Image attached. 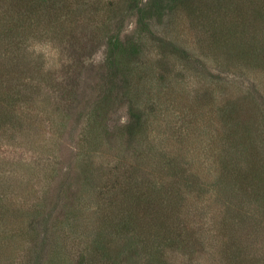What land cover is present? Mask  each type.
Returning a JSON list of instances; mask_svg holds the SVG:
<instances>
[{
	"label": "rangeland",
	"instance_id": "374dc122",
	"mask_svg": "<svg viewBox=\"0 0 264 264\" xmlns=\"http://www.w3.org/2000/svg\"><path fill=\"white\" fill-rule=\"evenodd\" d=\"M71 1L74 14L62 9L55 25L38 16L45 23L36 22L29 37L0 33V47L24 39L12 62L13 49H0V66L21 70L17 81L26 94L20 110L35 120L24 131L9 129L10 123L0 127V264H102L91 253L88 234L106 227L109 235L118 234L109 251L119 264L146 262L125 245L128 231L117 232L98 216V192L115 167L148 173L156 182L160 177L178 190L175 174L184 167L197 172L198 189L178 181L186 201L181 198L176 208L198 238L197 252L187 259L178 256L181 250L168 249L171 258L236 264L225 250L233 251L227 242L236 235L241 243L234 251L249 257L245 264H264V198L254 193L264 178V21L253 16L256 7L264 9V0H137L135 10L124 0ZM8 10L0 7V19ZM222 27L223 48L212 43ZM163 37L173 39L174 50L165 52H175L176 59L165 56ZM37 43L40 55L29 51ZM137 61L153 68L147 87L151 82L154 93L171 101L150 97L142 131L130 142L127 126L140 104L131 97L135 83L127 76ZM254 105L251 131L246 137L231 134L233 109ZM240 143L250 156L242 154L237 169L229 158ZM238 170L244 190L220 182ZM243 207L247 219L225 220L228 210ZM155 244L151 240L149 249Z\"/></svg>",
	"mask_w": 264,
	"mask_h": 264
},
{
	"label": "trees",
	"instance_id": "16d2710c",
	"mask_svg": "<svg viewBox=\"0 0 264 264\" xmlns=\"http://www.w3.org/2000/svg\"><path fill=\"white\" fill-rule=\"evenodd\" d=\"M126 2H128L127 5ZM124 3L126 8L135 10V8L139 7L138 4L140 2H137V0H124ZM58 4L59 9L56 10V5ZM4 5H7L9 8L6 15L4 14L2 19H0V28L2 27L0 33H4V38H9L13 34H17L22 37L26 34V36L29 37L30 34L36 30V22H38L39 26L40 22L43 24L45 23L40 20L38 16L47 17L48 24L55 25V23L61 19L60 14H62V16L64 14L62 9H66L65 14L69 17L71 14L75 13V10H72L70 7L72 5L71 0H0V7ZM113 5L114 4L111 6ZM49 6L51 9H49ZM113 8L114 7H112V9ZM256 9V11L254 10L253 16H255L256 19L261 18L262 21H264V9H261V7H256ZM34 18L38 19V21H34ZM214 24L215 26H218L216 22H214ZM222 28L220 33H213L212 41V43L215 41L221 43L216 45L221 48L225 46L224 43L227 40V38L224 37V31H226V29ZM41 29H44V32L46 30L45 27H41ZM19 36L14 38L16 41L13 43H10L9 41V44H6L13 49L11 54H8V46L0 47V49L6 52L5 54H8L11 62L15 59L13 54L16 53V51H20L24 43V39ZM162 42L163 43L160 46L164 50L163 52H165V50L169 51V46L173 49V39L163 37ZM0 43H2L1 40ZM233 44H235L236 50L238 49L240 53H244V49L241 47V44L236 42ZM235 46L232 45L231 49L234 50ZM165 53L167 58L176 59L175 52L171 55H168L167 52ZM261 54L264 53L262 52ZM262 59L264 60V58ZM150 65L151 64L144 63L143 61H137L130 67L131 71H129L128 75H131V79L127 76L129 84L130 82L131 84L135 83L131 90V97L135 103L140 104V106L134 107V110H136L138 115L133 117V113V120L127 126L130 142L135 141L142 131L143 106L147 100H149L150 97H154L155 94L161 102L163 100L168 102L171 101L169 98H164L165 96L160 92V95L154 93L151 82L147 87L148 79L153 78V76H151L153 68ZM14 66H9L8 70H5L3 66H0V127L10 123L11 126L8 127L9 129L13 128L14 131H24L25 124H27V122L35 123V120L28 116L24 117V112L20 110L23 99L25 100L23 96L26 94V89L25 86L23 89V86H20L17 81L20 76L18 74L16 75V73L21 70H17L15 68L16 66ZM13 73H15V75ZM189 107L190 108L188 110L194 108L193 105ZM253 109H256L255 105L249 108L233 109L234 116L232 124L234 125V130L230 132L231 134L233 133L234 135H237L243 133V136H245L247 132L251 131L253 123L255 122V116L253 117L251 114L255 112ZM193 110L194 111H190V113H196L195 109ZM149 113L150 115L152 114L151 111H149ZM237 146L242 148L244 144L240 143L235 146L236 149L231 152L232 155L229 158V161L232 163L234 162L237 169H241L242 154L245 156H248L249 154H246L243 152V148L239 149ZM250 158L253 159V156ZM255 162L256 161H249V165L250 163V166H252L253 163L255 165ZM90 163L93 162L90 161ZM128 168L124 171H120L121 169L119 167H115L113 168L115 170L111 169L108 171L110 174V180H108L106 185L98 192V216L101 217L103 221L106 220L113 225L115 224L114 229L117 232L124 233L125 231H128L127 234H129V236L126 237L128 243H126V241L125 245H132L131 253L133 255L145 256L146 262H142L141 264H176L178 261H181L182 264H184L187 259H191L195 252H197L195 243L193 242L194 237L197 239L198 244L199 241L195 236L194 231L191 227H189L188 223L184 224L180 221L179 215L176 214V208L181 205L180 200L182 198V189L178 181H185V184L188 185L192 191L196 188L198 189L199 184L198 178L196 177L198 176L197 172L187 170L184 167L180 171L179 175L175 174L178 176V179L174 182V184L176 183V185L180 188V190H178L176 187H170V183L167 185L166 180L160 177H158L159 181L156 182L150 174H145V172H142L141 174L140 171L136 169ZM130 168H133V166ZM240 171L238 170L236 176L231 174L232 178L231 176L223 177V181L221 180L220 182L222 183L224 182V179H226L227 181L225 182H230L234 186L236 185L238 189H240L239 186L241 185V189H243L242 186L244 185H242L241 182L245 176L243 174H239ZM105 176H107L106 173ZM258 180L260 182L257 181L258 188L254 190V193L255 197H260L261 199L264 198V178H258ZM246 198L249 199L248 195H246ZM185 201L186 199L183 197L182 203ZM249 204L251 205L252 202L249 201ZM138 205L139 208H137ZM2 206H4L3 203H1L0 209ZM249 216V211L244 207L237 210L231 208V210H228L225 220L227 218L232 220L236 217L238 219L245 220ZM251 227H255V225L252 224ZM107 230L108 227H106V229H96L95 231L91 230L89 232L88 235L93 238L94 245V251L91 253L93 256L100 255L101 258L98 259V261H102V264H108V262L109 264H119V260L111 255V252L109 251L113 243L117 241L116 237L118 234H115V236L109 235ZM162 235H165L167 238L163 239L161 242L160 239ZM151 240L157 242V244H155V249H149ZM238 242H240V240L236 235H234V237L227 242V244H231L230 249L233 248V251H229L226 247L225 250H227L230 262L233 263V260H238L236 264H245V260L249 257H242L241 252L240 254H236V251L239 250L234 251V249L238 248L235 244ZM168 249H174L178 252L181 250L184 253L181 252L178 256L183 254L188 258L186 259L185 257L180 258L176 256V259H173L170 257V251H168ZM144 251H147L149 254H145L146 252ZM254 257L257 258L256 256ZM142 259H144V257ZM132 260L133 259L131 258V261ZM252 264H258L257 260Z\"/></svg>",
	"mask_w": 264,
	"mask_h": 264
},
{
	"label": "clouds",
	"instance_id": "9594fccd",
	"mask_svg": "<svg viewBox=\"0 0 264 264\" xmlns=\"http://www.w3.org/2000/svg\"><path fill=\"white\" fill-rule=\"evenodd\" d=\"M29 51L34 52L36 55H40L42 52V49H41V46L37 43V44L33 45L32 47H30ZM48 68H49V65L46 64L45 70H48Z\"/></svg>",
	"mask_w": 264,
	"mask_h": 264
}]
</instances>
